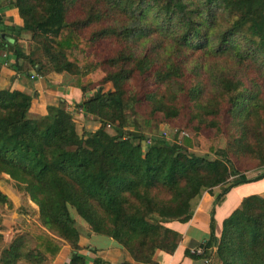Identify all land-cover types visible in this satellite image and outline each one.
Returning a JSON list of instances; mask_svg holds the SVG:
<instances>
[{
    "label": "trees",
    "instance_id": "trees-1",
    "mask_svg": "<svg viewBox=\"0 0 264 264\" xmlns=\"http://www.w3.org/2000/svg\"><path fill=\"white\" fill-rule=\"evenodd\" d=\"M3 8L15 9L21 21L15 29L0 17V52L13 60L14 71L41 78L65 73L78 86L102 66L104 77L75 105L98 124L81 135L61 104L30 118L32 96L0 90V174L12 177L16 193L37 208V221L0 248V264H52L62 243L70 247L66 264H107L79 253L74 216L134 263L153 264L155 251L171 254L180 240L165 225L186 223L202 193L219 189L213 207L230 189L264 177V0H5ZM102 41L116 49L86 64L87 51ZM192 57L209 61L189 71L193 78L206 74L209 88L179 82ZM246 73L249 86L241 79ZM135 75L169 92L144 96L147 118L136 114L125 90ZM105 84L111 88L104 91ZM180 94L192 103L191 119L207 128L216 129L223 108L236 135L220 155L255 160L253 177L226 158L189 153L185 138L178 144L153 139L141 154L150 118H176ZM3 207L12 204L0 192ZM206 243L210 264H264V195L242 198L222 221L218 239L210 233Z\"/></svg>",
    "mask_w": 264,
    "mask_h": 264
},
{
    "label": "crops",
    "instance_id": "crops-1",
    "mask_svg": "<svg viewBox=\"0 0 264 264\" xmlns=\"http://www.w3.org/2000/svg\"><path fill=\"white\" fill-rule=\"evenodd\" d=\"M4 1L0 0V2ZM0 17L5 26L10 25L15 29L21 27V21L15 9H1ZM11 35L14 34L10 32L9 36ZM21 39L26 41L27 36H22ZM8 41L11 42L9 38ZM4 58L5 54L0 52V90L19 91L32 96L28 110L30 118L46 116L49 107H57L61 104L71 117L78 116L83 120L88 119L94 125L92 131L97 129L98 124L90 116H84L75 107L83 99L91 96L92 93V90H85V93H82L78 89L82 86L79 82L83 77L78 81L77 86L72 85L74 77L65 73H49L45 78H41L33 77L35 74L29 71V75L26 76L22 72H16L12 69L13 60L11 58L7 60ZM240 186L251 189L243 194H236L235 191ZM10 192L9 194L15 196L12 190ZM218 192L219 189L214 188L211 193H202L193 204L192 215L186 223L171 222L165 225L176 232L180 236V240L171 254L160 250L155 251L152 256L153 264H202L199 258L191 255L190 250L208 242L210 233L214 239H218L222 221L239 207L242 198L251 195L263 196L264 177L256 182L242 184L230 189L220 203L212 207L213 197ZM211 210L212 215H210ZM210 221L212 222L211 228ZM76 226L80 232L77 245L81 249L79 252L81 255L90 260L97 257L107 264H116L122 261L128 264H137L110 238L88 234V228L84 224L76 222ZM69 254L70 247L62 243L52 264H66Z\"/></svg>",
    "mask_w": 264,
    "mask_h": 264
},
{
    "label": "rangeland",
    "instance_id": "rangeland-1",
    "mask_svg": "<svg viewBox=\"0 0 264 264\" xmlns=\"http://www.w3.org/2000/svg\"><path fill=\"white\" fill-rule=\"evenodd\" d=\"M116 49L115 46L108 44L107 42H99L94 48L87 51L88 63H100L104 58L110 55L111 50ZM202 65V68H206L209 61H204L201 57H192L186 63V71L183 73V77L179 80L183 87L190 88L193 86L194 82L197 81L201 86H206L209 88L208 82L206 83V74H199L198 77L193 78L195 75L190 74L189 71H196L197 65ZM103 67L99 66L95 70L91 71L89 74L83 76L81 87L78 89L85 93V90L93 92L97 88L99 81L104 77ZM200 71V70H199ZM203 72V70H202ZM251 78L249 73L242 76V81L245 86H249V79ZM73 78V82L74 83ZM79 79V80H80ZM110 84H105L102 86L104 91L110 89ZM125 90L134 101V110L138 116L141 118H147L150 110V105L145 101L144 96L147 94H155L156 98L167 95L168 90L165 86L156 84L152 80L143 79L142 76L135 75L132 79L128 81L125 85ZM92 94V93H91ZM176 102L175 107L178 110V115L174 119L165 120L160 113H156L153 118H150V132L144 135L148 137L163 136L166 141L174 142L176 144L183 138L188 139L190 142V148L187 149L189 153H193L199 156H207L210 159H227L230 166H232L239 173L244 174V176L250 178L253 177L255 173V168H257V162L246 156H233L229 152L222 157L220 155L224 151H228L229 144L232 138L235 137V131L232 126L229 125V119L225 112L222 110L219 112L218 116L215 118L216 129L207 128L205 124L198 125L194 120L191 119L192 103L188 100L186 95L180 94L175 95ZM178 97V98H177ZM203 100L206 97L211 98L212 95H201ZM72 121L75 125V129L79 135L93 130L94 125L90 123L88 119H81L78 116H72ZM210 118H208L209 120ZM207 120V121H208ZM94 121V120H93ZM154 126H156L155 129ZM109 134H113L112 130L107 129ZM209 148L212 150L210 151ZM259 171H262L259 170ZM15 180L6 174H0V192L7 197L11 202V209H6L5 207L0 209V248L6 247L11 240L21 234L29 221H37V208L34 206L27 197L16 193L13 189ZM251 188L237 187L235 193L243 194L250 191ZM12 190L15 196L9 194ZM11 193V192H10ZM75 221L78 224H83L77 216H74ZM21 264V263H18Z\"/></svg>",
    "mask_w": 264,
    "mask_h": 264
},
{
    "label": "built area",
    "instance_id": "built-area-1",
    "mask_svg": "<svg viewBox=\"0 0 264 264\" xmlns=\"http://www.w3.org/2000/svg\"><path fill=\"white\" fill-rule=\"evenodd\" d=\"M33 77H37V76L34 75ZM31 78H32V77H31ZM78 111L80 112V110H78ZM80 113H81V112H80ZM163 136H164V134H163ZM163 136H159V135L156 136V137H148V136H145V138H144V144L142 145V147H141V149H140L141 154L144 153V150L146 149L147 146L150 145V143H151V141H152L153 139L166 140V139H164ZM211 250H212V249H211ZM208 252H210V249H206L205 246H204L203 244L200 245V246H198V247H196V248H192V249L190 250L191 255L194 256V257L199 258V259L201 260L202 264H210V259H206V258L204 257V255H205L206 253H208Z\"/></svg>",
    "mask_w": 264,
    "mask_h": 264
}]
</instances>
